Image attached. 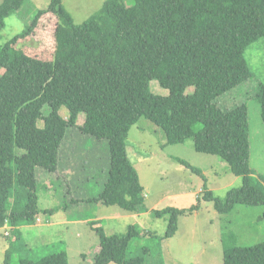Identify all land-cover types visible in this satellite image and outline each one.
<instances>
[{
  "label": "trees",
  "instance_id": "trees-1",
  "mask_svg": "<svg viewBox=\"0 0 264 264\" xmlns=\"http://www.w3.org/2000/svg\"><path fill=\"white\" fill-rule=\"evenodd\" d=\"M26 2L0 0V229L9 228L15 238L5 264L15 263L21 228L37 223L40 180L47 190V181L60 180L62 148L72 129L108 143L104 187L98 197L73 198L44 210L46 214L85 203L146 212L144 187L127 141L130 129L142 118L164 131L167 145L193 138L197 152L220 157L242 178V185L230 189L224 199L204 189L190 208L155 210L156 218L168 220L160 241L174 237L179 218L193 215L202 201L211 202L220 215L239 205L264 209V181L250 163L248 106L224 110L218 103L252 78L245 52L264 39V0H131L129 5L107 0L82 24L74 22L63 0H51L23 31L3 41L6 19ZM36 37L48 47L28 46ZM152 81L167 94L154 93ZM189 88L194 91L187 94ZM257 97L264 123V83ZM46 107L48 113L43 112ZM64 107L68 118L60 114ZM80 114L85 115L82 125ZM39 121L44 122L42 128ZM177 161L205 178L199 168ZM96 224L90 222L92 228ZM95 231L100 251L93 264H147L146 256L129 255L138 234L134 226L125 235H108L103 227ZM223 261L264 264V241L252 246L225 244ZM17 264L69 260L61 251L37 261L20 258Z\"/></svg>",
  "mask_w": 264,
  "mask_h": 264
},
{
  "label": "rangeland",
  "instance_id": "rangeland-1",
  "mask_svg": "<svg viewBox=\"0 0 264 264\" xmlns=\"http://www.w3.org/2000/svg\"><path fill=\"white\" fill-rule=\"evenodd\" d=\"M106 1L63 0V3L74 22L82 24L97 13ZM50 2L27 0L17 14L6 19L2 31L3 41L23 31L36 11L47 8ZM125 2L129 5L131 0ZM34 39L36 41L28 42V46L48 47L47 44H41L39 38ZM245 58L252 78L220 97L218 103L224 110L247 104L251 168L264 181V123L257 97L264 83L263 38L248 47ZM151 90L167 94L157 81L151 82ZM193 91L194 88H189L187 94ZM45 111L48 113L49 108H44ZM60 114L64 118L69 117L65 107ZM84 121L85 115L80 114L78 125ZM39 126L42 128L44 122L39 121ZM127 141L130 158L144 187L146 212L130 213L116 206L85 203L80 204L83 206L75 205L79 207L72 206L68 212L58 209L53 214L44 213V210L60 207L73 198L98 197L104 187L110 164L108 143L87 139L76 129L69 130L62 148L60 180L55 183L56 177H53L54 184L47 181L48 190L40 180L41 213L38 219L41 223L21 228L20 244H16L13 255L16 264L20 258L37 261L61 251L67 253L69 264H93L95 254L100 251L99 237L95 231L97 227H103L108 235H125L130 226H134L138 234L131 242L129 255L146 256L147 264H159L160 261L163 264H224L225 244L252 246L264 241L262 207L239 205L231 213L220 215L213 204L207 201H202L200 209L193 215L179 218V230L174 237L160 241L159 238L166 233L168 220L156 218L153 214L155 210L168 206L190 208L196 204L204 189L224 199L230 189L242 185V178L235 176L220 157L197 152L193 138L183 144L167 145L164 131L145 118L130 129ZM177 159L202 170L205 178L192 173ZM48 177L51 179V175L48 174ZM69 218L80 220L76 222ZM91 221H98V226L92 228ZM14 241L9 228L0 229V264H5L6 252ZM145 248L148 253L144 255Z\"/></svg>",
  "mask_w": 264,
  "mask_h": 264
},
{
  "label": "crops",
  "instance_id": "crops-1",
  "mask_svg": "<svg viewBox=\"0 0 264 264\" xmlns=\"http://www.w3.org/2000/svg\"><path fill=\"white\" fill-rule=\"evenodd\" d=\"M51 187V186H50ZM101 203H98V204H96V205H100ZM83 205H85V204H83ZM83 205H80V206H83ZM102 205V204H101ZM75 207H79V206H75ZM69 211V210H68ZM67 211V212H68ZM69 220H72L71 218H69ZM80 219H73L72 221H76V222H78ZM37 222H39V223H41V221L39 220V221H37ZM92 222V221H91ZM94 222V221H93ZM98 222V221H97ZM37 224V223H36ZM95 226H98V225H95Z\"/></svg>",
  "mask_w": 264,
  "mask_h": 264
},
{
  "label": "clouds",
  "instance_id": "clouds-1",
  "mask_svg": "<svg viewBox=\"0 0 264 264\" xmlns=\"http://www.w3.org/2000/svg\"><path fill=\"white\" fill-rule=\"evenodd\" d=\"M37 221H39V219Z\"/></svg>",
  "mask_w": 264,
  "mask_h": 264
}]
</instances>
